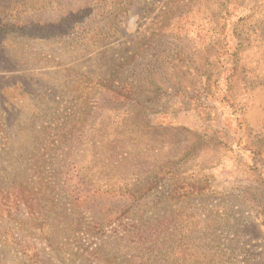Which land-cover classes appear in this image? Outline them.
Segmentation results:
<instances>
[{
	"label": "rangeland",
	"instance_id": "374dc122",
	"mask_svg": "<svg viewBox=\"0 0 264 264\" xmlns=\"http://www.w3.org/2000/svg\"><path fill=\"white\" fill-rule=\"evenodd\" d=\"M0 17L15 24L0 31V191L29 176L20 156L45 158L48 143L55 173L106 167L137 184L171 169L202 187L164 200L161 182L129 211H104L168 224L153 241L181 242L179 258L127 231L58 227L48 241L40 220L0 193V264H264V120H245L264 83V0H0ZM130 81L137 102L113 105L102 85Z\"/></svg>",
	"mask_w": 264,
	"mask_h": 264
},
{
	"label": "trees",
	"instance_id": "16d2710c",
	"mask_svg": "<svg viewBox=\"0 0 264 264\" xmlns=\"http://www.w3.org/2000/svg\"><path fill=\"white\" fill-rule=\"evenodd\" d=\"M14 26L15 24H10L6 17H0V31L6 29V32H10ZM69 30H71V33L67 29L68 33L74 36L77 26L72 25ZM110 31L111 28L105 30L104 33ZM147 53L148 50L145 49V54ZM179 56H181V52L174 51L170 58L172 62H175ZM151 58H155V61L158 59V57L154 56ZM102 87L105 91L113 93L109 98L113 105L137 102V87H135L134 81L113 86L103 84ZM195 137L197 140L200 139L199 135H195ZM0 140L3 145V139ZM49 144L53 143L43 144L40 148L46 152L45 158L43 154L36 156L34 153H28L26 156L22 154L20 157L26 158L29 176L25 177L24 181L18 185L12 184L6 188V191H0L3 194L1 199L5 196V199L12 200L8 203L10 209L19 207L20 203L27 211L29 217L34 219L35 216L37 217L35 219L40 220L39 225L43 233L48 236V241H50L49 235L53 234V230H59L58 227L61 232L71 234L79 232V235L88 234L94 238L103 236L108 231L120 235H122L123 231H127L129 232L126 235L128 238L134 240L138 245L145 246L147 249L153 251V249L164 248L165 255L169 250L168 255L176 258L186 255L188 248H184L181 242H178L177 246H170L168 241L165 247L164 243L158 244L157 241H153V237L156 236L158 238L162 231L168 228V224L163 222L145 224V221L134 219V223L128 225L120 220L121 215L112 217V215L104 213V211H107L106 209L110 208L114 203H117V207L120 210L128 208L129 211L128 205L141 200L161 182H165L164 185H166L168 191L163 193L164 200L172 197L177 192H182V197L196 192L200 193L202 187L199 186L201 182L199 179L195 178L192 182H188L186 178H177L175 171L171 169L166 170L162 175L156 174L150 180L137 184H135V179L123 178L117 174L112 175L111 169H105L106 167L100 173L96 174V172H93L90 175H82L79 171L74 176L67 175L68 172L55 173V159L53 158L55 151L53 146L51 147ZM198 148H200V140L193 145L186 155L194 154ZM47 157L50 158L46 159ZM125 160L123 159L122 161ZM56 165L65 167L63 162H57ZM164 167L167 168V163ZM164 167L160 168V170H164ZM126 203L128 204L126 205ZM86 214L91 215L89 220L84 219ZM99 214L102 215L97 217ZM119 225H124L123 230L118 231ZM89 253L97 254L99 249L95 251L91 249ZM36 261L38 260H34L33 264H37L35 263ZM98 261L104 264L110 262L107 258L99 259Z\"/></svg>",
	"mask_w": 264,
	"mask_h": 264
},
{
	"label": "crops",
	"instance_id": "0c3cea01",
	"mask_svg": "<svg viewBox=\"0 0 264 264\" xmlns=\"http://www.w3.org/2000/svg\"><path fill=\"white\" fill-rule=\"evenodd\" d=\"M251 107L245 115L246 124L250 127L264 120V83L257 86L251 95Z\"/></svg>",
	"mask_w": 264,
	"mask_h": 264
}]
</instances>
